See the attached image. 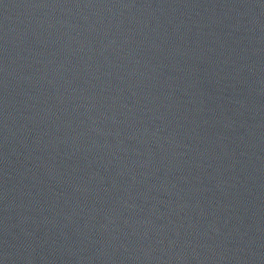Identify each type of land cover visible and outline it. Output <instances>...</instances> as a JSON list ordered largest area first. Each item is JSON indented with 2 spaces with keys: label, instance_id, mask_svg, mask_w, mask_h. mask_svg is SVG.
<instances>
[{
  "label": "water",
  "instance_id": "1",
  "mask_svg": "<svg viewBox=\"0 0 264 264\" xmlns=\"http://www.w3.org/2000/svg\"><path fill=\"white\" fill-rule=\"evenodd\" d=\"M0 264H264V0H0Z\"/></svg>",
  "mask_w": 264,
  "mask_h": 264
}]
</instances>
